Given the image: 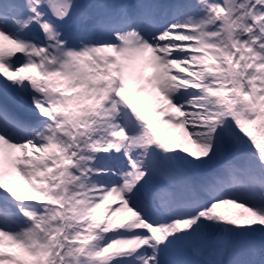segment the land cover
I'll return each mask as SVG.
<instances>
[{
    "label": "snow or ice",
    "instance_id": "6c2138e0",
    "mask_svg": "<svg viewBox=\"0 0 264 264\" xmlns=\"http://www.w3.org/2000/svg\"><path fill=\"white\" fill-rule=\"evenodd\" d=\"M0 264H264V0H0Z\"/></svg>",
    "mask_w": 264,
    "mask_h": 264
}]
</instances>
